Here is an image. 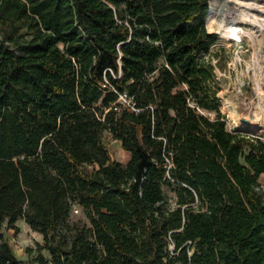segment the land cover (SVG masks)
I'll use <instances>...</instances> for the list:
<instances>
[{
    "label": "trees",
    "instance_id": "obj_1",
    "mask_svg": "<svg viewBox=\"0 0 264 264\" xmlns=\"http://www.w3.org/2000/svg\"><path fill=\"white\" fill-rule=\"evenodd\" d=\"M210 7L0 0V264H29L19 218L52 264H264V141L226 127Z\"/></svg>",
    "mask_w": 264,
    "mask_h": 264
},
{
    "label": "rangeland",
    "instance_id": "obj_2",
    "mask_svg": "<svg viewBox=\"0 0 264 264\" xmlns=\"http://www.w3.org/2000/svg\"><path fill=\"white\" fill-rule=\"evenodd\" d=\"M225 1L219 0V3L224 4ZM245 1L247 0H232L234 5L236 4L237 12H241L243 6L240 4ZM262 2L264 3V0ZM252 10L262 13L257 8ZM220 19L219 14L209 19L207 17L209 30L218 33L219 36L212 46V51L219 52L220 59L206 56L216 66L215 79L219 86L218 97L221 101V112L226 118V127L234 132L241 131L256 135L264 141V117L256 115L258 111L264 109V97H262L264 95V41L262 42L264 27L241 22L240 26H243L245 31L239 33V36L227 37L217 29ZM0 37H2L1 30ZM218 59L221 65L217 63ZM104 138L112 157L126 163L130 158L127 149L124 150L123 145L117 147L115 138L109 131H105ZM93 166L88 165L87 168L91 169ZM166 190L169 192V201L173 202L174 191L170 187H166ZM75 207L76 205L72 209L71 219L80 218L87 221L82 210L76 212ZM16 225L17 227H10L4 222L2 230L17 256L29 264H39L42 255L48 260L47 264H52L50 252L42 246L43 234L33 230L24 218H19Z\"/></svg>",
    "mask_w": 264,
    "mask_h": 264
},
{
    "label": "bare ground",
    "instance_id": "obj_3",
    "mask_svg": "<svg viewBox=\"0 0 264 264\" xmlns=\"http://www.w3.org/2000/svg\"><path fill=\"white\" fill-rule=\"evenodd\" d=\"M262 1L263 0H247L240 4L241 6H243L241 12H237L236 4L234 5L232 0H226L224 4L222 2L219 3V0H211V9L208 15V19L217 14L221 15V19L219 20L217 29L227 37L239 36V33L245 31L243 30L244 27L240 26L241 22H250L254 26L264 27V3ZM256 8L257 10L259 9L262 13L260 14L257 11L252 10ZM263 41L264 39L262 40V42ZM262 97H264V95ZM257 114L259 115V117H264V109L258 111L256 115Z\"/></svg>",
    "mask_w": 264,
    "mask_h": 264
},
{
    "label": "built area",
    "instance_id": "obj_4",
    "mask_svg": "<svg viewBox=\"0 0 264 264\" xmlns=\"http://www.w3.org/2000/svg\"><path fill=\"white\" fill-rule=\"evenodd\" d=\"M117 92H118V98L113 103L115 109L119 110L121 108H125V109L133 110L135 112H138L140 110V108L136 106V103H135L133 97L128 92H126V91H122V92L117 91ZM75 211L76 212L79 211L78 206L75 207ZM169 250L171 251L172 254H176L178 252V251L177 252L174 251V243L172 240L169 243ZM189 253L192 254V251H189Z\"/></svg>",
    "mask_w": 264,
    "mask_h": 264
},
{
    "label": "crops",
    "instance_id": "obj_5",
    "mask_svg": "<svg viewBox=\"0 0 264 264\" xmlns=\"http://www.w3.org/2000/svg\"><path fill=\"white\" fill-rule=\"evenodd\" d=\"M115 142H116L115 144H116L117 147H119V145H122V141L120 139H118V138H115ZM122 148H124V147H122ZM124 150H126V149L124 148ZM128 152L130 154V151H128ZM129 156H131V154ZM261 178L263 179V182H264V174H262Z\"/></svg>",
    "mask_w": 264,
    "mask_h": 264
},
{
    "label": "water",
    "instance_id": "obj_6",
    "mask_svg": "<svg viewBox=\"0 0 264 264\" xmlns=\"http://www.w3.org/2000/svg\"><path fill=\"white\" fill-rule=\"evenodd\" d=\"M245 121H247L246 119H244Z\"/></svg>",
    "mask_w": 264,
    "mask_h": 264
}]
</instances>
